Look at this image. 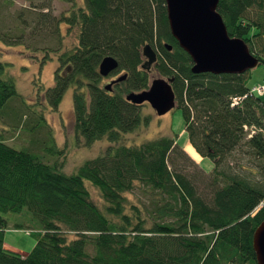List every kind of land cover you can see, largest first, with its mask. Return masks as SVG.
<instances>
[{"label": "trees", "instance_id": "trees-1", "mask_svg": "<svg viewBox=\"0 0 264 264\" xmlns=\"http://www.w3.org/2000/svg\"><path fill=\"white\" fill-rule=\"evenodd\" d=\"M216 9L228 33L241 37L264 65V0H218ZM70 11L64 17L79 24L77 43L58 55L67 71L55 70L46 93L56 106L72 84L76 135L118 141L137 126L146 118L141 103L124 95L147 87L153 70L172 77L187 138L213 166L204 170L176 136L161 134L110 144L65 171L40 142L33 148L6 141L0 125V264H257L251 238L264 217V98L247 84L249 69L192 71L190 55L169 29L164 0H84ZM146 42L156 51L149 70L140 65ZM105 54L124 73L115 87L100 81ZM6 67L0 59V107L17 95ZM18 112L0 108L10 122L21 120L24 111ZM26 113L23 127L42 119L46 126L30 130H49L41 113ZM87 182L99 189L103 208ZM127 192L142 198L130 200ZM24 208L37 233L20 253L4 246L1 212Z\"/></svg>", "mask_w": 264, "mask_h": 264}, {"label": "rangeland", "instance_id": "rangeland-1", "mask_svg": "<svg viewBox=\"0 0 264 264\" xmlns=\"http://www.w3.org/2000/svg\"><path fill=\"white\" fill-rule=\"evenodd\" d=\"M83 4L84 0H0V59L7 62L6 71L14 78L17 90V95L9 97L2 106L7 109L14 107L17 115L21 108V111L27 112L25 117L41 113L49 124V130L43 134L33 133L30 129L39 130V125L46 126L42 119H33L28 129L23 127V112L18 122H10L8 114L0 113V125L4 127L2 134L6 141L15 146L29 145L33 148H38L36 142H40L41 150L57 154V161L65 171H75L85 159L103 152L110 144L138 143L161 134H172L204 170H210L213 160L200 154L189 142L183 129L182 112L175 105L162 114H156L151 105L143 101L140 110L142 117L146 118H142L133 129L123 132L118 141H111L103 135L86 142L81 135H76L73 127L72 84L64 88L56 106L49 103L46 89L53 84L55 70L67 71L58 55L77 43L79 24L68 23L64 16L70 14L71 8ZM150 72V78L158 75L156 71ZM120 73L122 70L116 68L109 75L102 76L100 81L105 84L112 75ZM249 75V86L261 82L264 65L257 63L249 69ZM261 96L264 98V93ZM33 139L36 141L32 146ZM86 185L94 202L103 208L105 201L97 186L88 182ZM126 194L133 201L142 198L141 194ZM24 210L1 212L7 222L4 228L5 246L20 253L30 249L37 233L36 223ZM16 222L20 223L18 227L14 226Z\"/></svg>", "mask_w": 264, "mask_h": 264}, {"label": "water", "instance_id": "water-1", "mask_svg": "<svg viewBox=\"0 0 264 264\" xmlns=\"http://www.w3.org/2000/svg\"><path fill=\"white\" fill-rule=\"evenodd\" d=\"M164 1L169 29L179 46L190 55L192 71L243 72L258 63V57L249 51L246 42L228 33L216 9L218 0ZM165 45L170 48L167 42ZM141 53L144 59L140 65L149 70L156 60V51L146 42L141 47ZM117 65L113 55L105 54L98 63V72L106 75ZM123 77L124 74L117 76L104 87L109 88L111 82ZM171 79V76L160 74L152 76L147 87L129 90L124 96L137 104L147 101L156 114H162L176 105ZM251 242L256 263L264 264V217L254 227Z\"/></svg>", "mask_w": 264, "mask_h": 264}, {"label": "built area", "instance_id": "built-area-1", "mask_svg": "<svg viewBox=\"0 0 264 264\" xmlns=\"http://www.w3.org/2000/svg\"><path fill=\"white\" fill-rule=\"evenodd\" d=\"M250 89L255 91L258 94H263L264 93V77H262V81L261 82L255 84V85H252L250 87Z\"/></svg>", "mask_w": 264, "mask_h": 264}, {"label": "flooded vegetation", "instance_id": "flooded-vegetation-1", "mask_svg": "<svg viewBox=\"0 0 264 264\" xmlns=\"http://www.w3.org/2000/svg\"><path fill=\"white\" fill-rule=\"evenodd\" d=\"M116 68H117V67H116ZM116 68H115V69H116ZM115 69H112L110 72L115 71ZM110 72H108L106 75H109ZM64 73H65V72H64ZM121 74H124L123 71H122V73H120V74H114V75H112L106 83H108V82L111 81L112 79H115L117 76H119V75H121ZM100 75H101V74H100ZM101 76H105V75H101ZM121 79H122V78H121ZM121 79H120V80H121ZM117 81H119V80H116V82H117ZM106 83H105V84H106ZM114 83H115V81L111 82L110 87H111ZM105 84H104V85H105ZM110 87H109V88H110Z\"/></svg>", "mask_w": 264, "mask_h": 264}, {"label": "bare ground", "instance_id": "bare-ground-1", "mask_svg": "<svg viewBox=\"0 0 264 264\" xmlns=\"http://www.w3.org/2000/svg\"><path fill=\"white\" fill-rule=\"evenodd\" d=\"M16 40H17V39H16ZM117 67H118V66H117ZM117 70H118V69H117ZM110 73H111V72H110ZM113 73H114V72H113ZM105 76H106V75H105ZM115 82H116V81H115ZM116 83H117V82H116ZM113 86H114V85H113ZM114 87H115V86H114ZM112 90H113V89H112ZM112 90H111V91H112ZM131 103H132V102H131Z\"/></svg>", "mask_w": 264, "mask_h": 264}, {"label": "crops", "instance_id": "crops-1", "mask_svg": "<svg viewBox=\"0 0 264 264\" xmlns=\"http://www.w3.org/2000/svg\"><path fill=\"white\" fill-rule=\"evenodd\" d=\"M4 246H5V242H4ZM5 247H7V245Z\"/></svg>", "mask_w": 264, "mask_h": 264}]
</instances>
